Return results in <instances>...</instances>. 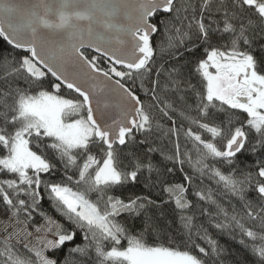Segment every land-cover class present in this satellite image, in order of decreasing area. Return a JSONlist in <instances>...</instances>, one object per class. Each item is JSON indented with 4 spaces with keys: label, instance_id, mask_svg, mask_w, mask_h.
Instances as JSON below:
<instances>
[{
    "label": "snow or ice",
    "instance_id": "6c2138e0",
    "mask_svg": "<svg viewBox=\"0 0 264 264\" xmlns=\"http://www.w3.org/2000/svg\"><path fill=\"white\" fill-rule=\"evenodd\" d=\"M0 37L20 50L0 52V204L7 216L0 264H216V242L206 233L200 238L208 249L192 240L194 216L186 212L194 207L187 199L194 176L185 164L244 201L259 231L223 208L229 223L215 226L234 224L264 264V0H0ZM198 49L202 57H194ZM153 137H174L171 153L154 147ZM257 151L255 184L250 171L238 177L214 166ZM156 152L169 162L163 171L150 155ZM176 171L185 183L163 179ZM135 184L162 187L200 255L147 243L149 235L169 236L171 224L149 214L161 207L150 196L116 194ZM250 190L257 207L246 199ZM44 193L66 224L44 210ZM195 194L216 203L211 193ZM125 214L142 218L138 233L121 222Z\"/></svg>",
    "mask_w": 264,
    "mask_h": 264
},
{
    "label": "trees",
    "instance_id": "16d2710c",
    "mask_svg": "<svg viewBox=\"0 0 264 264\" xmlns=\"http://www.w3.org/2000/svg\"><path fill=\"white\" fill-rule=\"evenodd\" d=\"M193 2L195 3L197 2V0H193ZM163 40L164 37L160 34H157L154 37V43L157 45H159ZM0 52H2L3 55H8V53L11 52L15 56L20 53V50L13 51L11 46H9L7 42H5L2 37H0ZM185 55L188 56L189 54L185 53ZM202 56L203 53L200 52L199 49L194 53V57ZM103 63H106V61ZM160 63L161 61L157 59V65H159ZM129 83L131 82L129 81ZM21 86H23L22 82ZM134 87L137 90V94L140 95L142 101L147 107L151 103V101L149 97L145 96L144 92L139 89V81H137V84ZM60 94L64 95L66 98H71L73 95L66 89H61ZM152 111L153 115L159 119L160 114L156 111V109L153 108ZM160 123L164 125L165 129L169 126L165 119H160ZM177 125H180L179 120H177ZM202 135L207 137L209 134L202 133ZM157 136H159V134H157ZM153 139H155V144L153 145L154 147H158L165 153L169 154L173 150L172 141L174 137H153ZM180 142L183 149L186 141L182 127L180 128ZM219 144L220 146H222L223 141H220ZM187 147L189 150H191L190 143L187 144ZM146 149L147 145H144L141 146L140 151L143 152L146 151ZM150 155L153 162L161 168V171H163L164 166L168 165L169 162L164 161L160 152L152 153ZM193 157H195L194 152ZM259 157H261V152L257 151L254 154L251 152L238 154V156L236 157L237 162L233 166H229L226 164H215L214 162L210 163H214L215 167L221 168V171H223L225 174H229L231 171H234L238 177L241 176L242 173L250 171L253 174V184H255V181L259 179V177L256 176L255 166L259 162ZM184 168L186 173H191L194 176L193 184L189 187V191L187 193V199L193 203L194 207L186 212L187 215L194 216L192 240L196 245H199L200 247H204L206 249L209 248L208 239L214 240L217 246L222 249L219 257H213V260L216 262V264H256V262L259 260V257L255 256L249 247H246V245H250L253 242L248 237L243 236L240 230L236 228L234 224L231 227H227L224 229H219L215 226L217 223H229V221H227L219 211V208H223L227 210L229 216L234 213L238 214L239 216H244L245 219L243 222H245L247 226L253 227V230L259 231V228L257 226H254L255 222L251 221L245 216L244 201H241L238 197L228 192L222 184H217L216 180L210 178L209 175L200 177L197 173H194L187 164L184 165ZM183 175L184 173L176 171L175 173L167 174L163 177V179H165L169 183H185V181L183 180ZM2 178L3 176L2 174H0V179ZM164 186L167 185L165 184ZM196 190H201L205 193H211V198L216 203H211L210 201H201L195 194ZM116 194L125 199L127 197H135L137 195L150 196L152 199L156 200L157 204L161 205L160 209H151L149 211V214L162 215L168 218L171 224V231L169 232V236L171 237V239H169V236H161L160 239L157 240L153 235H149L147 237L148 244H163L164 246L179 248L180 250H187L192 252V254L200 255L198 253V249L193 247L191 245V242L187 241L186 236L182 234L178 210H175L174 203L167 202L168 194L163 191L162 187L159 184L151 189L145 188L142 184L128 185L123 190L118 191ZM43 195L45 197L43 201L44 210L49 215H51L53 219L62 224H66L64 218H62L55 211V209L51 207V203L47 200V194L44 193ZM256 195L257 194L251 190L246 193V199L251 200L254 207H257V202L255 200ZM0 215L7 218L4 206L2 204H0ZM37 219L39 220V224L43 225V218L37 216ZM119 219L121 220V222H125L128 225L130 231L133 234L138 233L142 228L141 217L131 218L125 214ZM28 230L34 231L32 227H29ZM197 231L200 233V236L196 235ZM77 232L79 233L80 230H77ZM205 233L208 239L200 238L201 236H204ZM3 240L4 239L0 238V248H2ZM241 240L244 241L243 244L241 243ZM77 243L81 245L87 243V241L83 239L82 233L78 235ZM255 243L259 244L260 241H256ZM18 248L20 249L21 253L26 254V250L24 249V247L18 245ZM49 255H51V253H49ZM62 255H67V249L64 250Z\"/></svg>",
    "mask_w": 264,
    "mask_h": 264
},
{
    "label": "rangeland",
    "instance_id": "374dc122",
    "mask_svg": "<svg viewBox=\"0 0 264 264\" xmlns=\"http://www.w3.org/2000/svg\"><path fill=\"white\" fill-rule=\"evenodd\" d=\"M7 218L3 217L2 215H0V238L4 239V236L6 235L5 231H4V221L6 220ZM20 226H17V228H19ZM12 229L9 228V231H11ZM30 231V230H29ZM33 232V237L29 238L28 240L25 241V243H28L30 246L35 244L36 243V240H35V232ZM49 238H52L51 236ZM13 243H15V241H13ZM22 247H23V244H20Z\"/></svg>",
    "mask_w": 264,
    "mask_h": 264
},
{
    "label": "water",
    "instance_id": "95a60500",
    "mask_svg": "<svg viewBox=\"0 0 264 264\" xmlns=\"http://www.w3.org/2000/svg\"><path fill=\"white\" fill-rule=\"evenodd\" d=\"M14 2L26 5V4H29V3L33 2V0H14ZM88 52H93L94 53V50L89 49Z\"/></svg>",
    "mask_w": 264,
    "mask_h": 264
}]
</instances>
